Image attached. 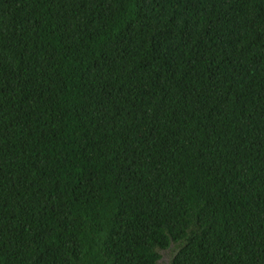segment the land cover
I'll list each match as a JSON object with an SVG mask.
<instances>
[{
	"label": "trees",
	"instance_id": "1",
	"mask_svg": "<svg viewBox=\"0 0 264 264\" xmlns=\"http://www.w3.org/2000/svg\"><path fill=\"white\" fill-rule=\"evenodd\" d=\"M0 264H264V0H0Z\"/></svg>",
	"mask_w": 264,
	"mask_h": 264
},
{
	"label": "rangeland",
	"instance_id": "2",
	"mask_svg": "<svg viewBox=\"0 0 264 264\" xmlns=\"http://www.w3.org/2000/svg\"><path fill=\"white\" fill-rule=\"evenodd\" d=\"M171 256H172V250H167L164 252V260L166 262H170Z\"/></svg>",
	"mask_w": 264,
	"mask_h": 264
}]
</instances>
